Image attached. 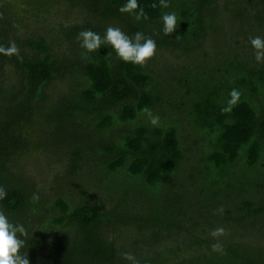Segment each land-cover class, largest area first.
<instances>
[{"label": "trees", "instance_id": "16d2710c", "mask_svg": "<svg viewBox=\"0 0 264 264\" xmlns=\"http://www.w3.org/2000/svg\"><path fill=\"white\" fill-rule=\"evenodd\" d=\"M64 1L99 20L62 27L59 35L66 42L83 30L103 36L106 27L101 22L114 21L129 36L141 31L159 47L189 53L208 29L217 27L206 13L213 0H168L167 9L159 6V0H138L148 17L139 21L118 10L125 0ZM172 11L180 22L166 36L160 16ZM13 25L0 17V47ZM19 44L21 52L0 53L17 68L21 84L4 99L30 116L33 105L44 100L43 86L71 76L77 85L54 103L47 116L55 127L52 144L67 147L71 182L75 183L77 170L91 164L102 188L118 195L110 208L76 198L68 192L71 187L53 200L35 199L22 173L0 168V188L7 193L0 210L33 232L28 242L59 231L49 242L56 252L51 262L29 258L30 264H131L122 258L125 250L119 246L120 231L126 226L141 234L151 232L159 244L174 232L190 235L200 224L241 227L248 219L264 216V64L256 68L237 59L225 60L208 73L188 72L176 89H169L143 65L119 59L110 45L90 53L80 46L58 58L46 38ZM232 90L239 93L234 104H230ZM161 111L186 120L195 130L196 145L201 143L197 163L184 176L179 175L184 157L180 123L163 118ZM200 243L199 237L190 236L187 246ZM194 264H264V255L221 247Z\"/></svg>", "mask_w": 264, "mask_h": 264}, {"label": "rangeland", "instance_id": "374dc122", "mask_svg": "<svg viewBox=\"0 0 264 264\" xmlns=\"http://www.w3.org/2000/svg\"><path fill=\"white\" fill-rule=\"evenodd\" d=\"M206 13L217 27L207 30L206 37L198 41L194 51L185 53L180 49L157 46L154 56L143 64L167 88L176 89L190 71L208 73L223 65L225 60L237 59L247 67L256 68L264 64V61H256L255 50L249 42L250 37H264V0H213ZM0 17L1 21L9 18L10 23L14 24V29H9L5 37V48L14 43L21 52L19 41L43 37L52 43V51L58 58L68 57L80 48L77 39L71 42L63 40L62 34L59 35L62 27L83 24L87 19L94 23L99 21L79 7L70 8L64 0L55 4L53 0H0ZM101 24L106 28L114 26L121 29L114 21ZM75 85L68 74L51 80L42 88L44 100L33 105L30 116H23L14 104L4 99L8 93L16 92L21 84L17 68L8 58L0 55V168L16 175L22 173L34 197L53 200L62 189L71 187L68 192L74 193L76 198L102 202L106 208H110L118 202V195H109L106 188H102V179L95 173L96 169L91 164L82 166L76 171L75 183L71 182L68 178L70 153L66 146L56 147L52 144L55 127L49 121L48 113L54 103ZM161 113L163 118L180 123L179 135L184 157L179 175L184 176L197 163L201 143L196 145L195 130L186 120L171 111ZM81 189L82 193L79 192ZM84 193L89 195L85 197ZM218 231L219 234L213 235ZM120 232L123 238L119 246L125 250L124 253L132 254L135 259L165 261L160 264L203 262L221 247H239L264 255V216L248 219L241 227L219 222L213 228L200 224L191 230L190 235L174 232L159 244L153 241L151 232L141 234L131 225ZM58 234L56 230L46 233L42 240L29 241L22 251H27L28 258L33 262L50 263L56 252L53 254L49 242ZM190 236L199 237L202 243L187 246Z\"/></svg>", "mask_w": 264, "mask_h": 264}, {"label": "clouds", "instance_id": "9594fccd", "mask_svg": "<svg viewBox=\"0 0 264 264\" xmlns=\"http://www.w3.org/2000/svg\"><path fill=\"white\" fill-rule=\"evenodd\" d=\"M152 6L156 7V4ZM159 6L167 9L169 7L168 0H159ZM118 10L121 13L134 15L137 21L141 19L147 20L148 18L144 9L140 7L138 0H125ZM160 22L162 24L161 31L168 36L176 30L180 21L177 13L172 11L162 12ZM77 40L86 52L97 51L101 45H110L119 59L126 63L139 65L145 64L147 59L153 57L157 48L156 41L151 36L141 31L129 36L119 27L114 26H108L104 30L103 36L92 30L80 31L77 35ZM249 42L255 50L256 61L258 63L264 61V37H250ZM17 52L18 49L14 43H10L7 48L0 47V53L11 55ZM230 96V104H234L239 97V93L236 90H232ZM157 120L158 118L154 117L151 123L155 125ZM6 195L5 190L0 188V200H3ZM34 198L38 199V197ZM219 231L213 233V235L219 234ZM32 233L30 234L25 224L13 220L5 211L0 210V264H30L27 251L22 250L25 249ZM121 255L123 259L130 261L131 264H139L132 254L122 253Z\"/></svg>", "mask_w": 264, "mask_h": 264}]
</instances>
